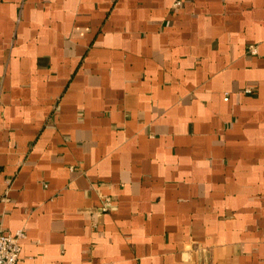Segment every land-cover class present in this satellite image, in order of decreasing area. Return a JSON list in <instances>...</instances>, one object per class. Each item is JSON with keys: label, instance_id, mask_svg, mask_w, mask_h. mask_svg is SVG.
Segmentation results:
<instances>
[{"label": "crops", "instance_id": "obj_1", "mask_svg": "<svg viewBox=\"0 0 264 264\" xmlns=\"http://www.w3.org/2000/svg\"><path fill=\"white\" fill-rule=\"evenodd\" d=\"M174 2L0 0L19 264H264V0Z\"/></svg>", "mask_w": 264, "mask_h": 264}, {"label": "built area", "instance_id": "obj_2", "mask_svg": "<svg viewBox=\"0 0 264 264\" xmlns=\"http://www.w3.org/2000/svg\"><path fill=\"white\" fill-rule=\"evenodd\" d=\"M174 4L179 5L180 0H175ZM248 51L251 54H255L257 52L256 46L253 44L249 45ZM223 99H228L227 94ZM110 205L111 199L109 197H105L101 205V210L106 211ZM24 236L25 234L22 229H17L13 233L0 231V264H19L20 240Z\"/></svg>", "mask_w": 264, "mask_h": 264}]
</instances>
